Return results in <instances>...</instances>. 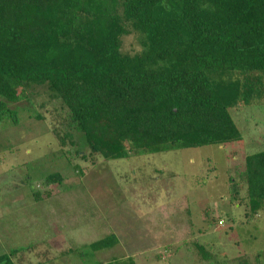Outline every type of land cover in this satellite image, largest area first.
<instances>
[{"label":"trees","instance_id":"1","mask_svg":"<svg viewBox=\"0 0 264 264\" xmlns=\"http://www.w3.org/2000/svg\"><path fill=\"white\" fill-rule=\"evenodd\" d=\"M130 35L134 53L122 50ZM39 91L59 107L60 143L82 136L83 160L240 143L230 110L264 105V0H0V118L16 122L6 104ZM62 183L53 173L41 188L49 197ZM229 185L234 198L245 187L246 218L264 213V150L245 154ZM117 243L108 235L81 248Z\"/></svg>","mask_w":264,"mask_h":264},{"label":"rangeland","instance_id":"2","mask_svg":"<svg viewBox=\"0 0 264 264\" xmlns=\"http://www.w3.org/2000/svg\"><path fill=\"white\" fill-rule=\"evenodd\" d=\"M137 39L125 37L123 52L140 50ZM6 106L16 122L0 118V255L19 251L14 264H264V213L246 218L245 187L234 198L229 185L244 155L264 150V105L230 110L240 143L120 160H83L88 149L79 134L76 146L61 144L62 115L42 91ZM53 173L63 183L46 197L41 182ZM108 235L118 241L112 248H81Z\"/></svg>","mask_w":264,"mask_h":264},{"label":"built area","instance_id":"3","mask_svg":"<svg viewBox=\"0 0 264 264\" xmlns=\"http://www.w3.org/2000/svg\"><path fill=\"white\" fill-rule=\"evenodd\" d=\"M218 225H219V226H222V225H223V223L219 221Z\"/></svg>","mask_w":264,"mask_h":264},{"label":"crops","instance_id":"4","mask_svg":"<svg viewBox=\"0 0 264 264\" xmlns=\"http://www.w3.org/2000/svg\"><path fill=\"white\" fill-rule=\"evenodd\" d=\"M63 252V251H62Z\"/></svg>","mask_w":264,"mask_h":264}]
</instances>
